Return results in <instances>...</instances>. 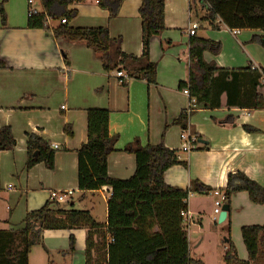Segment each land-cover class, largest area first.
I'll list each match as a JSON object with an SVG mask.
<instances>
[{
    "label": "crops",
    "instance_id": "0c3cea01",
    "mask_svg": "<svg viewBox=\"0 0 264 264\" xmlns=\"http://www.w3.org/2000/svg\"><path fill=\"white\" fill-rule=\"evenodd\" d=\"M29 1L32 9L41 11V7H33L38 0H15L14 6L4 5L8 13L7 25L3 26L0 19V63L4 64L0 68V127L9 126L15 137L12 150H0V175L3 176L9 162L11 171L17 173L16 178L20 180L18 189L10 184L0 186V230L21 228L29 211L51 202L49 194L52 191L65 195L64 208L87 210L96 222L106 223L110 189L104 186L92 192L78 190L76 151L86 141L87 109L110 112L108 132L118 138L115 151L107 157V173L111 178L125 180L133 175L134 156L123 149L134 141L143 146L162 143L168 149L179 150L181 128L174 122L189 103L179 83L188 79V29L192 23H198L197 37L221 44L218 55L203 54L207 63L228 69L247 66L264 69V49L251 42L254 35L264 36V31L237 29L239 34L232 36L222 24L210 36L197 35L202 26L192 17L189 0H164L167 30L154 37L149 48L150 60L157 63L156 83L148 85L142 79H129L123 85L115 76L119 70L105 71L100 56L84 42L53 38L51 31L61 20L53 19L55 22L51 23L52 19H47L46 29H28ZM140 4V0H125L118 16L108 20L107 12L100 9L95 0H84L68 6V10L77 11L68 26L106 27L110 37L121 39L123 53L139 57L142 53ZM186 14V28L185 24L178 28ZM175 29L184 31V42L175 43L170 39L168 31ZM58 81L61 82L59 90L53 88L52 83ZM38 91L53 98L58 106L51 109L42 104L37 97ZM65 125L72 127L71 137L64 134ZM244 125L251 131L247 132ZM186 129L197 137L190 152L178 154L187 167L169 168L164 182L186 189L197 180L211 189L209 194L189 195L187 212L191 221L184 222L190 257L206 264L200 249L207 234V220L217 222L213 220V208L215 200L220 198L213 191L218 189L222 195L227 175L237 171L264 187V110L229 108L223 97L218 109L197 107L188 117ZM17 131L21 135L18 139L14 135ZM28 133L56 147L53 170L42 163L26 169ZM227 225L235 241L242 242V226H264V205L250 202L245 192L233 194L229 212L216 229L218 243L223 236L227 237ZM86 236V228L46 230L42 234V244L32 247L28 264H85ZM70 237L74 239L72 252ZM218 246L219 259L214 263L222 264L225 246ZM237 253L240 260L248 261L246 249L241 255L237 248Z\"/></svg>",
    "mask_w": 264,
    "mask_h": 264
},
{
    "label": "trees",
    "instance_id": "16d2710c",
    "mask_svg": "<svg viewBox=\"0 0 264 264\" xmlns=\"http://www.w3.org/2000/svg\"><path fill=\"white\" fill-rule=\"evenodd\" d=\"M97 6L108 13V20L115 19L125 0H95ZM0 1V19L4 26L6 16ZM41 11L31 12L29 4L27 28H47V19L65 20L52 29L55 39L84 42L86 47L100 56L105 71H122L127 79H142L155 85L157 63L150 60L151 40L166 28L164 24V0H140L142 53L139 57L121 51V39L109 36L106 27H70L77 11L68 10L72 4L84 0H38ZM192 17L206 22L213 30L224 24L228 29L264 31V0H189ZM220 23H217V20ZM251 42L264 49V36L254 35ZM221 44L211 39L193 35L189 39L188 79L179 83L181 91L187 90L198 108L215 110L225 106L246 111L264 110V69L251 66L243 68H220L207 63L203 54L216 56ZM65 63L68 64L66 58ZM4 64L0 63V68ZM189 114L186 111L175 120L186 129ZM110 112L107 109L86 110V141L76 151L77 180L80 192L110 189L106 202V223L96 222L89 211L57 206L46 202L42 207L29 211L21 228L0 230V264H28L33 246L42 244L46 230L87 229L85 264H202L190 257L187 229L182 213L187 211V199L191 194H209L211 189L199 181H193L186 189H179L164 182L165 172L176 165L187 167L178 158V151L158 145H141L134 141L125 146L124 152L135 159V171L125 180L109 177L107 157L115 151L116 136L108 132ZM250 132L251 129L244 125ZM68 137L72 127L65 125ZM194 136V134H193ZM26 169L42 163L48 170L54 169L56 149L35 134H26ZM197 140V137H195ZM15 138L9 126L0 127V150H12ZM245 192L250 202L264 205V187L237 171L227 175L222 191L224 202L229 203L233 194ZM224 239L225 251L222 264H256L264 262V226L244 225L240 229L248 261L237 257L235 246L229 237ZM96 237V239H94ZM74 239L70 237V252Z\"/></svg>",
    "mask_w": 264,
    "mask_h": 264
},
{
    "label": "rangeland",
    "instance_id": "374dc122",
    "mask_svg": "<svg viewBox=\"0 0 264 264\" xmlns=\"http://www.w3.org/2000/svg\"><path fill=\"white\" fill-rule=\"evenodd\" d=\"M0 1H2V0H0ZM37 2L33 3V7L39 9L40 5ZM14 3H15V0H7V2H5V6L8 5V4H9V6H14ZM10 8L11 7H9V9ZM4 11H5V16H6L5 25H7L8 13H7V10H6L5 7H4ZM185 20H186V22H185ZM50 22L54 23L55 21L54 20H50ZM181 24H185V28H186L187 14L183 16V20L180 21L178 28H181V26H183ZM199 25L202 26V28H200L197 31V35H203L204 34V36H210V33L215 31L212 28H210L207 25L206 22L200 21ZM166 30L167 29H165L161 34L162 35L165 34ZM183 32L184 31H182L180 29L171 30V31H168V33H169L168 36L175 43L176 42L177 43L184 42V37L185 36L182 34ZM67 58H68V56H67ZM52 83H53V88H55L57 90L60 89V87H61V82L60 81L52 82ZM37 95H38L37 97L40 100V102L42 104H44L45 106H49L51 109H53L56 105L58 106V102L55 103L53 98H49V97L45 96L43 92L38 91ZM1 113L3 114L4 111H2ZM15 134L18 136V137H16V139L21 137L20 131H17V133L15 132L14 135ZM4 171L5 172H4L3 176L0 175V186L6 187L7 185L10 184V185L14 186L15 189H18V185L20 184V180H18L16 178V174L17 173L11 171V165H10L9 162H8V166H6L4 168ZM56 205L64 208L63 206H65V203L64 202H60V203H57ZM207 221H208L207 222L208 223V225H207L208 226L207 234H206L205 241H204V243H203V245H202L200 250H203V254H204V257H205L206 264H215L214 262L218 261V259H219V246L218 245L221 244V247L224 245L223 242L225 241L224 240L225 237L223 236L222 241L220 243H218V241H219L218 234L215 235V233H216L217 226L220 223L213 222L210 218ZM225 233H226V235H228V233L226 231H225ZM222 235H224V232L222 233ZM229 237H230V240L232 241L233 245L236 246L241 251V255H243V253L245 251V248L243 246L244 244H242L241 240L235 241V238L233 236V233L231 231L230 226H229ZM237 248H236V252H237ZM196 253H198V252H196ZM237 257H238V253H237ZM221 261H222V258H221Z\"/></svg>",
    "mask_w": 264,
    "mask_h": 264
},
{
    "label": "built area",
    "instance_id": "2783aa9c",
    "mask_svg": "<svg viewBox=\"0 0 264 264\" xmlns=\"http://www.w3.org/2000/svg\"><path fill=\"white\" fill-rule=\"evenodd\" d=\"M29 4H31V1H29ZM30 11L31 12H34L35 10L31 8ZM61 23L64 24L66 22H65V20L62 19L61 20ZM217 23H220V20L219 19L217 20ZM197 29H198V23H192L189 26L188 35L190 37L193 36V35H195V31ZM226 30L232 36H236L237 34H239V30H237V29H228V28H226ZM115 76L118 79H124V80L127 79L126 78V75L122 71H116L115 72ZM182 93L185 96H187L188 99H189V103H188V106H187V108H186L185 111L188 114L190 112H192V111H195L197 109V105L195 103V100L192 99V98H190L189 92L187 90H183ZM179 136H180L181 144H180V147H179V150H178V154L179 153H187V152H190L192 150L193 146H194V143L196 142L195 136L191 135V133L187 129H181ZM178 158H179V156H178ZM213 194L215 196H220V198H218V199L215 200V202H214V208H213V215H214L213 220L214 221H217L218 215H219V213L221 211V207H222V205L224 203V198H223V196L221 195V193H220V191L218 189L214 190L213 191ZM49 200L51 202H54V203L64 202L65 201V195H63V194H61V193H59L57 191H52L49 194ZM182 217H183V221L185 223H189L191 221L190 213L187 212V211L184 212V213H182Z\"/></svg>",
    "mask_w": 264,
    "mask_h": 264
},
{
    "label": "water",
    "instance_id": "95a60500",
    "mask_svg": "<svg viewBox=\"0 0 264 264\" xmlns=\"http://www.w3.org/2000/svg\"><path fill=\"white\" fill-rule=\"evenodd\" d=\"M228 212H229V203L227 201H225L221 207V211L218 215L217 222L222 223L225 220Z\"/></svg>",
    "mask_w": 264,
    "mask_h": 264
}]
</instances>
